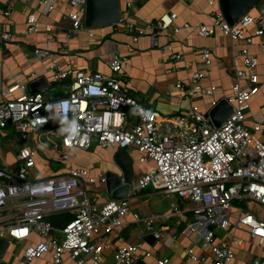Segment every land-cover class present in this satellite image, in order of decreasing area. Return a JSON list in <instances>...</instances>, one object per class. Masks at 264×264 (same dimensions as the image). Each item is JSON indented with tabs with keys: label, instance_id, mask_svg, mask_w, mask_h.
I'll list each match as a JSON object with an SVG mask.
<instances>
[{
	"label": "built area",
	"instance_id": "2783aa9c",
	"mask_svg": "<svg viewBox=\"0 0 264 264\" xmlns=\"http://www.w3.org/2000/svg\"><path fill=\"white\" fill-rule=\"evenodd\" d=\"M137 0H129L132 7ZM257 8L241 16L234 24L227 19L221 0H207L211 8L209 24H199L201 36L221 32L233 41L251 43L255 36L263 40L264 53V0ZM73 11L69 13L72 27L67 34L85 27L84 16L88 0H69ZM42 11L47 14L55 7L56 0H39ZM10 13V8L6 14ZM178 13L168 11L156 22L144 19L142 24L120 16L116 24H122L133 34L134 41L141 36L152 35L157 44L158 34L164 31L178 33L185 22L176 25ZM253 27V33L247 30ZM41 29L50 33L53 40L54 23L42 24L34 13L27 17L25 34ZM9 31L0 32L2 44L13 40ZM171 51L173 60H183L182 53L174 50L171 42L163 44ZM68 53L65 44L59 50ZM201 67L194 70L189 83L178 81L176 88L185 98L214 95L216 85H205L203 79L212 65L211 50L204 47ZM235 63V80L229 95L214 98L207 112L193 104L185 113L164 114L144 105L132 94V83L126 60L116 55L109 62V72L90 71L64 66L55 60V52L35 48L33 57L49 59L48 71L54 81H69V89L62 96L48 97L43 92H28L24 84H13L0 94V128L11 124L22 139L32 133H55L62 138L63 150L58 158L69 159L72 148L89 149L94 143L102 148L127 149L135 147L139 161L152 160L153 165L135 184L132 192L152 187L168 194H178L185 201L196 204L192 209L193 220L186 225L188 234H197L195 242L203 249L210 248L214 259L198 256L187 247L190 260L187 264H227L236 256V246L243 241L232 237L230 241L216 242L217 229L248 231L250 238L264 244V216L252 210V205L264 208V141L258 137L262 123L246 124L247 112L254 96L263 91L256 68L258 54L248 47L238 49ZM246 82V84L244 83ZM19 91V92H18ZM226 99L233 107L232 113L219 126L208 115L220 100ZM60 118L61 122L54 124ZM11 121V123H9ZM52 125L53 128L49 129ZM37 151L28 146L18 148L20 165L15 170L0 166V212L11 207L12 214L0 216V240L3 238L23 241L37 233L41 240L25 248L21 264H28L48 252L54 264H64L65 255L76 264H104L107 234L120 231L126 218L144 222L156 239L164 238V228L154 227L157 216H142L133 212L126 199L110 198L99 202L89 185L106 176H95L84 167L70 166L63 174L31 177L36 166ZM247 200L249 208H239L234 219L231 211L237 200ZM71 212L74 217L65 226L55 227L48 216L59 212ZM179 206L170 215L183 216ZM4 221H7L3 223ZM142 243H126L112 252L113 264H135L142 259ZM145 250V249H144ZM143 251V252H142ZM146 256L151 253L145 251ZM158 264H169L163 258ZM244 264H264V259L254 258Z\"/></svg>",
	"mask_w": 264,
	"mask_h": 264
},
{
	"label": "crops",
	"instance_id": "0c3cea01",
	"mask_svg": "<svg viewBox=\"0 0 264 264\" xmlns=\"http://www.w3.org/2000/svg\"><path fill=\"white\" fill-rule=\"evenodd\" d=\"M129 0H121V16L142 24L144 19L156 22L159 17L168 11L178 13L176 25L183 26L189 22L192 27H183L178 33L164 31L158 34L157 44L152 35L141 36L134 41L133 34L122 24H110L99 27L79 28L67 38L72 27L69 13L74 10L69 0H56L52 11L45 14L39 0H0V32L9 31L13 40L2 44L0 49V94L3 89L13 84H24L25 90L32 92L30 82L41 76L47 78L49 87L42 91L48 97L62 96L69 89V81H54L48 71L49 59L46 57H33L35 48H45L55 52V60L64 66H73L77 69L109 72V62L120 55L126 60L127 71L132 83V94L151 108L164 114L187 112L193 104H198L201 110L207 112L214 98L223 97L231 93V84L235 80V63L240 64V58L234 54L238 49L248 47L258 54L257 72L260 75L264 91V53L261 50L263 40L255 36L251 43L245 40L233 41L229 36L216 32L211 36H201L198 33L199 24H209L210 7L207 0H137L132 7H128ZM10 8V13L6 10ZM34 13L39 22L54 23L53 40L49 41L50 33L41 29L39 32L25 34L27 17ZM257 14V8L252 10ZM85 22V16H84ZM253 33V27L247 30V34ZM171 42L174 50L183 54V60H173L171 51L162 48L163 44ZM68 45L69 52L61 53L60 48ZM208 47L211 50L212 65L207 70L203 79L205 85H216L214 95H199L195 98H185L176 88V83L181 81L189 83L195 69L201 67V49ZM246 84V82H244ZM19 92V91H18ZM201 103H197V100ZM262 123V130L258 137L264 141V92L258 93L251 101V107L247 112L246 124ZM53 128L52 126L49 129ZM49 132V130H45ZM41 133H32L27 139H22L11 124L0 128V166L9 170H15L20 165L17 157L20 146H28L39 152L44 149H54L49 163L39 162L36 156V166L31 169L30 176H53L63 174L70 166L84 167L95 176L105 175L108 170L119 172L120 169L114 162V154L121 148H102L94 143L89 149L72 148L68 151L69 159L58 158L59 150L50 147L40 141ZM133 161L134 181L146 173L153 165L152 160L139 161V152L133 146L127 148ZM53 161L61 162L58 168L53 167ZM60 163V164H61ZM90 192L97 196L99 202H105L113 198L106 192V183L100 180L88 186ZM132 191V190H131ZM130 208L142 216H157L154 227L164 228V238L156 239L144 222L134 221L132 215L126 218V223L120 231L107 234L108 247L105 250L104 264H113L112 252L126 243H142L143 251L151 253L146 256L143 252L142 259L146 264H158L163 258H169V264H187L190 256L187 247H192L200 257H206L208 262L214 259L210 248L203 249L192 238L193 234L186 232V225L193 220L191 209L186 201H182L176 194H168L161 190L148 187L130 192L127 197ZM235 201L231 211L234 219L240 209ZM179 206L185 213L183 216L170 215L175 207ZM11 207V203H10ZM5 208L0 216L12 214L13 210ZM259 216H264L260 214ZM7 221H4L5 223ZM240 239L241 245L236 246V256L227 264H244L254 258L264 259V244H259L250 238L245 229L234 230L217 229L216 242L230 241L232 237ZM8 239V238H6ZM9 245L0 258L2 264H21L25 248L41 240L37 233L30 238L17 241L8 239ZM28 264H54L50 252L35 258ZM64 264H76L69 255H65ZM194 264H199L195 262Z\"/></svg>",
	"mask_w": 264,
	"mask_h": 264
},
{
	"label": "water",
	"instance_id": "95a60500",
	"mask_svg": "<svg viewBox=\"0 0 264 264\" xmlns=\"http://www.w3.org/2000/svg\"><path fill=\"white\" fill-rule=\"evenodd\" d=\"M261 0H221L224 13L231 24H234L241 16L252 10ZM121 0H88L85 14V24L88 27L106 26L116 23L121 16ZM49 87L47 78L44 76L30 82L32 92H42ZM233 107L226 100L222 99L212 108L208 115L216 126H219L232 113ZM11 123V121H9ZM40 141L57 150H63L62 138L55 133L42 132ZM114 162L120 171L108 170L106 176V192L115 199H126L132 192L134 181L133 158L127 149H119L114 154ZM9 240H0V258L3 257ZM0 264H2L0 260ZM135 264H146L143 259Z\"/></svg>",
	"mask_w": 264,
	"mask_h": 264
},
{
	"label": "rangeland",
	"instance_id": "374dc122",
	"mask_svg": "<svg viewBox=\"0 0 264 264\" xmlns=\"http://www.w3.org/2000/svg\"><path fill=\"white\" fill-rule=\"evenodd\" d=\"M262 3H263V1L261 0L255 7L256 8H259L260 6H262ZM197 103H201V101L198 99L197 101H196ZM52 152L53 153H56L55 152V150L54 149H44V151H41V152H39L40 154L37 156V159H38V161L39 162H44V164L45 163H49V158H50V155H52ZM134 157H135V159H134V162H135V164L137 165V158H136V156H135V154H134ZM61 163V162H60ZM59 162H56V161H53V167L55 168H58L59 166H61L62 165V163L60 164ZM182 201H185L182 197H180L178 194H176ZM187 206L189 205L190 207H194L196 204H193L192 202H188V201H186V203H185ZM239 206V208H249V205H248V203H247V200L246 199H244V200H237V204H236V206ZM252 207V210H253V212H255L256 214H258V215H260V214H263L264 213V208L262 207V206H260V205H252L251 206ZM197 237V234H194L193 235V237L192 238H196Z\"/></svg>",
	"mask_w": 264,
	"mask_h": 264
},
{
	"label": "trees",
	"instance_id": "16d2710c",
	"mask_svg": "<svg viewBox=\"0 0 264 264\" xmlns=\"http://www.w3.org/2000/svg\"><path fill=\"white\" fill-rule=\"evenodd\" d=\"M59 122H61L60 118H58L54 122V124H57ZM73 217H74L73 213L65 211V212H59V213H55V214L48 216V220L55 227L61 228V227L65 226L69 221H71L73 219Z\"/></svg>",
	"mask_w": 264,
	"mask_h": 264
}]
</instances>
